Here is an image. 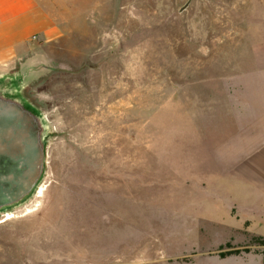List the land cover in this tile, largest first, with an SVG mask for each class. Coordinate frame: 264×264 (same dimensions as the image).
<instances>
[{
  "label": "rangeland",
  "instance_id": "obj_1",
  "mask_svg": "<svg viewBox=\"0 0 264 264\" xmlns=\"http://www.w3.org/2000/svg\"><path fill=\"white\" fill-rule=\"evenodd\" d=\"M72 3L20 83L48 122L45 172L0 211V264L264 263L203 213L220 100L264 37V0Z\"/></svg>",
  "mask_w": 264,
  "mask_h": 264
},
{
  "label": "crops",
  "instance_id": "obj_2",
  "mask_svg": "<svg viewBox=\"0 0 264 264\" xmlns=\"http://www.w3.org/2000/svg\"><path fill=\"white\" fill-rule=\"evenodd\" d=\"M72 2L0 0V76H25L36 68L34 59L62 37L61 17L76 7ZM248 59L226 89V104L220 100V167L203 186L208 231L217 225L224 240L264 236V37L252 43ZM231 260L210 264H254Z\"/></svg>",
  "mask_w": 264,
  "mask_h": 264
},
{
  "label": "water",
  "instance_id": "obj_3",
  "mask_svg": "<svg viewBox=\"0 0 264 264\" xmlns=\"http://www.w3.org/2000/svg\"><path fill=\"white\" fill-rule=\"evenodd\" d=\"M23 77L0 76V211L25 203L45 172L48 122L21 94Z\"/></svg>",
  "mask_w": 264,
  "mask_h": 264
},
{
  "label": "trees",
  "instance_id": "obj_4",
  "mask_svg": "<svg viewBox=\"0 0 264 264\" xmlns=\"http://www.w3.org/2000/svg\"><path fill=\"white\" fill-rule=\"evenodd\" d=\"M254 239L256 242L264 245V236H255ZM234 252H237V251H234Z\"/></svg>",
  "mask_w": 264,
  "mask_h": 264
},
{
  "label": "flooded vegetation",
  "instance_id": "obj_5",
  "mask_svg": "<svg viewBox=\"0 0 264 264\" xmlns=\"http://www.w3.org/2000/svg\"><path fill=\"white\" fill-rule=\"evenodd\" d=\"M6 157V156H5ZM6 159H9V158H6ZM5 160V159H4ZM3 164H4V166H6L5 165V163L4 162H2ZM30 182H29V180H28V182H27V184L25 185V187L24 188H26L27 187V185L29 184Z\"/></svg>",
  "mask_w": 264,
  "mask_h": 264
}]
</instances>
